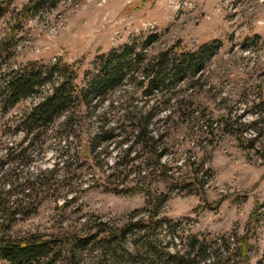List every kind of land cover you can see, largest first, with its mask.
I'll list each match as a JSON object with an SVG mask.
<instances>
[{
    "label": "rangeland",
    "instance_id": "obj_1",
    "mask_svg": "<svg viewBox=\"0 0 264 264\" xmlns=\"http://www.w3.org/2000/svg\"><path fill=\"white\" fill-rule=\"evenodd\" d=\"M28 1L0 0L5 6L0 17L4 72L32 60L49 63L62 57L76 64L75 79L84 87L98 56L127 44L154 54L178 41L188 49L214 41L219 45L198 71L193 88L186 81L150 97L135 72L137 81L129 78L107 89L102 101L79 107L75 123L68 125L61 117L34 142L18 124L43 96L0 107V201L5 203L0 236L12 241L33 234L60 237L99 222L123 228L130 216L147 218L157 212L163 224L141 245L151 238L165 252H183L197 237L209 252L218 253L222 238L228 237L233 242L230 258L238 262L235 236H247L250 264H258L264 255V0H57L20 24L17 14ZM149 36L153 38L146 41ZM147 111L155 116L150 129L159 151L165 150L161 162L170 169L167 176L159 177L158 167L145 176L137 165L118 169L115 164L134 156H125L124 141L131 138L136 115ZM223 114L245 144L255 143V148H241L237 137L225 133L217 121ZM209 122L214 123L207 128ZM91 143L101 147L85 152ZM141 158L156 165L152 152ZM193 161L202 166V191L194 185L177 188L174 177L190 178ZM28 186L34 192L24 197L22 189ZM148 189L164 201L157 211L148 202ZM256 204L259 216L251 224ZM15 205L26 210L38 205V212L29 217L18 213L6 227L9 218L1 208ZM82 262L131 264L114 262L97 247L85 249Z\"/></svg>",
    "mask_w": 264,
    "mask_h": 264
},
{
    "label": "trees",
    "instance_id": "obj_2",
    "mask_svg": "<svg viewBox=\"0 0 264 264\" xmlns=\"http://www.w3.org/2000/svg\"><path fill=\"white\" fill-rule=\"evenodd\" d=\"M56 3L57 0H29L18 12L17 20L22 24L32 15L47 7H53ZM4 10L5 6L0 5V17ZM152 38L149 36L146 41H150ZM218 45L219 41H214L204 43L197 49H188L178 41L167 49L154 54L152 51H148L147 47L138 50L134 44H127L120 50L109 51L98 56L94 69L90 72V78L84 87L75 79L76 64L69 65L63 61L62 57L57 58L56 62L49 63L32 60L19 67L10 68L8 72H4L0 64V107L8 109L31 96L37 94L43 96L38 104L28 109L21 116L18 124V129L25 131L26 138H29L30 142H34L42 129L47 128L61 117L65 118V123L68 125L75 123L74 117L77 116L79 107L82 105L89 106L95 100L97 102L102 101L107 89L119 87L129 78L137 81L135 72H139L142 76L138 83L141 88H144L146 95L150 97L165 94L169 89H174L186 81L189 84L188 87L193 88L194 84L199 81L198 71L216 53ZM3 51L7 52V48L5 47ZM2 56L3 54H0V59ZM172 98L170 96V99ZM154 117L150 111L139 112L136 115L129 134L131 138L124 141V144L128 145L125 149V156L129 157L133 153L134 156L124 163L120 159L117 160L115 164L118 169L137 165L139 174L145 173V176H152L151 174L156 173L155 168L158 167L159 177L168 175L170 169L161 162L165 150L159 151V140L150 129ZM229 119V116L223 114L217 120L224 125L225 133L237 137L239 147L244 149L255 148V143L249 146L245 144L243 135L233 129ZM213 123L209 122L206 127H211ZM255 129V127L251 128L253 131ZM30 136L32 137L30 138ZM256 138L255 136L252 140L257 141ZM96 139L97 137H94L93 140ZM27 147H30V143ZM27 147L25 151L28 150ZM99 147H101L99 143H91L84 151L87 153L95 152ZM149 152L155 154L157 166L154 164V166H150L146 160L141 158ZM204 163L201 161L200 164ZM201 168L202 166L197 161H193L189 172L190 178L174 177L178 184L177 188L184 189L194 185L196 190L202 191L204 186L202 182H199ZM186 179L188 181L189 179L194 180L188 182ZM168 186L174 187L170 183ZM30 187L22 189L21 193L24 197L32 196L34 187ZM144 191H147L149 204L155 206L157 211L164 201L153 190ZM165 199L166 197H164ZM4 205L5 203L0 201V207ZM17 206L12 207V210L5 207L1 208L9 218L6 227L11 224V219H14L18 213L29 217L38 212V205L29 210H26V206L21 205V209L16 208ZM259 208L260 205L256 204L251 217V224L259 216ZM156 213L153 212V215H148L147 218L130 216L129 222L123 228H115L110 226L108 222H99L91 228L60 237L46 238L43 235L33 234L12 241L7 240L5 236H0V264H40L42 261H46L47 264H85L82 262V257L88 247L100 248L101 253L104 252L105 256L113 258L114 262H129L131 264H250L247 236H235L239 245L238 255L241 259L238 262H233L230 258V247L233 242L228 237L222 238L219 244L222 252L218 251V253L209 252L210 248L206 242L197 237L190 241L189 246L183 252L181 250L165 252L156 246L157 244L151 238L141 245V240L153 236L154 228H157L161 222L163 224V220H158ZM133 236H137V238L135 241H130ZM232 238L234 237L231 236ZM130 243L134 245V248L131 249ZM64 252L68 255L62 260ZM258 264H264V255Z\"/></svg>",
    "mask_w": 264,
    "mask_h": 264
}]
</instances>
